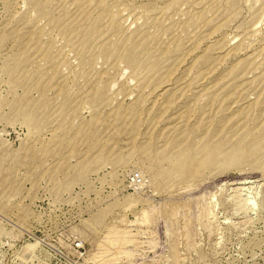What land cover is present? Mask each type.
<instances>
[{"label":"rangeland","instance_id":"obj_1","mask_svg":"<svg viewBox=\"0 0 264 264\" xmlns=\"http://www.w3.org/2000/svg\"><path fill=\"white\" fill-rule=\"evenodd\" d=\"M0 264H264V0H0Z\"/></svg>","mask_w":264,"mask_h":264},{"label":"built area","instance_id":"obj_2","mask_svg":"<svg viewBox=\"0 0 264 264\" xmlns=\"http://www.w3.org/2000/svg\"><path fill=\"white\" fill-rule=\"evenodd\" d=\"M134 178H135V179H136V178L138 179V178H139V176H138V175H135V177H134Z\"/></svg>","mask_w":264,"mask_h":264},{"label":"bare ground","instance_id":"obj_3","mask_svg":"<svg viewBox=\"0 0 264 264\" xmlns=\"http://www.w3.org/2000/svg\"><path fill=\"white\" fill-rule=\"evenodd\" d=\"M88 136V135H87Z\"/></svg>","mask_w":264,"mask_h":264}]
</instances>
